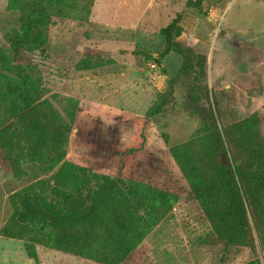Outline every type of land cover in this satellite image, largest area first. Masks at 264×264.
<instances>
[{"label": "rangeland", "instance_id": "1", "mask_svg": "<svg viewBox=\"0 0 264 264\" xmlns=\"http://www.w3.org/2000/svg\"><path fill=\"white\" fill-rule=\"evenodd\" d=\"M7 1L0 0V46L8 31L20 27ZM184 2L93 0L85 15L87 0H64L75 16L53 17L44 48L20 52L15 63L35 78L44 97L57 96L56 105L78 102L67 161L178 196L122 264H264V241L257 237L252 248L207 243L209 225L169 152L188 142L191 154L199 152L197 130L211 111L220 126L257 112L264 137V0L213 1L200 11L186 9ZM180 11L185 33L178 40L197 53L201 77L174 84V101L156 123L145 112L181 66L174 53L158 58L159 29ZM25 168L24 178H12L0 150V228L12 213L8 195L55 171ZM35 249L37 261L26 256L23 240L0 236V264H97Z\"/></svg>", "mask_w": 264, "mask_h": 264}, {"label": "trees", "instance_id": "2", "mask_svg": "<svg viewBox=\"0 0 264 264\" xmlns=\"http://www.w3.org/2000/svg\"><path fill=\"white\" fill-rule=\"evenodd\" d=\"M63 1H7V9L18 12L20 27L8 31L0 46V150L15 180L25 177V167L55 171L8 195L12 213L0 236L23 240L26 256L34 261L35 246H43L97 264H122L178 196L65 159L78 102L66 99L56 105L57 96L44 97L35 78L15 63L20 52L44 48L53 17L75 16ZM213 1L220 0H185L184 6L200 11ZM92 3L87 0L85 15ZM184 14L177 12L159 29L163 49L158 58L174 53L181 66L145 112L156 123L174 101V84L182 77H201L197 53L178 40L185 33ZM192 92L187 91L190 106ZM259 123V115L252 112L220 126L211 111L197 130L199 152L191 154V142L169 147L209 225L208 244L252 248L255 237L264 241V137Z\"/></svg>", "mask_w": 264, "mask_h": 264}]
</instances>
